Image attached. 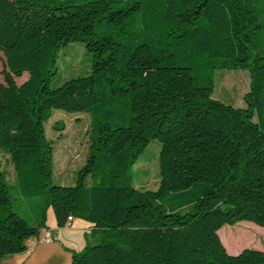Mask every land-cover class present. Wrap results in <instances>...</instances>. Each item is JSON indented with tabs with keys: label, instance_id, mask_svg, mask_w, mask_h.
<instances>
[{
	"label": "trees",
	"instance_id": "obj_1",
	"mask_svg": "<svg viewBox=\"0 0 264 264\" xmlns=\"http://www.w3.org/2000/svg\"><path fill=\"white\" fill-rule=\"evenodd\" d=\"M264 0H0V148L9 154L22 193L44 196L55 225L73 219L100 231L97 243L71 253V264H264V252L229 255L218 231L247 221L264 228V55L254 53ZM143 10L141 33L131 31ZM81 42L91 73L57 88V52ZM205 57L213 69L245 70L244 108L212 98L213 81L198 85L190 65ZM28 78L16 85L15 78ZM127 126L100 121L123 115ZM54 110L93 114L86 163L74 186L52 184L53 147L45 123ZM62 130V126H57ZM158 140L159 182L138 189L117 174L130 171ZM113 168L85 187L98 153ZM0 171V259L27 251L45 229L11 210ZM189 208L188 211H183ZM105 238V239H104Z\"/></svg>",
	"mask_w": 264,
	"mask_h": 264
},
{
	"label": "rangeland",
	"instance_id": "obj_2",
	"mask_svg": "<svg viewBox=\"0 0 264 264\" xmlns=\"http://www.w3.org/2000/svg\"><path fill=\"white\" fill-rule=\"evenodd\" d=\"M59 1L81 5L91 0ZM154 1L142 0L143 9L146 3ZM256 7L259 12L258 23L263 26V29L254 36V53L264 55V2L257 3ZM142 15L143 10L141 9L137 12L138 20L129 25H133L130 30L137 34L144 31L142 29ZM176 54L178 63L182 65L187 63L192 67L198 85H203L204 81L208 79L213 81V99L236 108L246 106L243 96L248 92L250 85V77L247 71L213 69V65H216V61L213 59L210 60L205 57L184 58V54L181 52H176ZM3 63L4 59L0 52V83H3ZM56 66L57 75L50 83V87L53 89L68 80L89 75L91 73V56L87 53L83 43L73 42L57 52ZM27 78L28 74L24 73L14 80L16 85H20ZM125 103L126 109H121L123 115L107 116L106 110L101 109L97 112L98 119L111 125L127 126L128 118L125 112H129L128 100ZM92 118L91 112L67 113L54 110L52 117L45 123V137L53 147V185H75L77 172L85 165L88 156ZM60 125L62 130H57L56 127ZM160 148L161 145L158 140H151L133 168L127 173L117 174L115 179L118 183L128 181L135 188L155 190L159 182L158 157ZM102 157L103 152L101 151L98 153L92 175H89L85 180V187L95 185L101 178L105 180L113 178V168L110 165H104L101 160ZM0 171L5 175L4 179L9 188L8 196L11 201V210L30 226H37L42 214L45 216V229H42L37 237L26 242L27 251L0 259V264H71L72 252L79 253L86 247L87 243L93 245L100 241L101 237H104L100 231L91 232L88 230L84 234L77 223L80 221L63 229L57 228L53 212L44 196L28 197L23 195L9 154L3 148H0ZM188 210L189 208H186L183 211ZM7 214L8 210L0 207V218ZM218 234L229 255H236L240 249L245 248L264 250V228L254 223L243 221L233 226L224 225ZM44 236L51 239V242L46 243L43 240ZM31 242L34 243L33 248Z\"/></svg>",
	"mask_w": 264,
	"mask_h": 264
},
{
	"label": "crops",
	"instance_id": "obj_3",
	"mask_svg": "<svg viewBox=\"0 0 264 264\" xmlns=\"http://www.w3.org/2000/svg\"><path fill=\"white\" fill-rule=\"evenodd\" d=\"M77 221H80V222H77ZM82 220H78V219H73L72 221H71V223H70V225H72V223H74V222H77L78 223V225H79V227L81 228V231L85 234L88 230L90 231L91 230V227H92V225H90V224H88V223H83V222H81ZM80 223V224H79ZM219 235V234H218ZM32 243V242H31ZM243 250V249H242ZM241 249L239 250V252H241L242 251ZM263 252H264V250H262ZM229 253H231V252H229ZM236 253V252H235ZM234 253V254H235Z\"/></svg>",
	"mask_w": 264,
	"mask_h": 264
},
{
	"label": "built area",
	"instance_id": "obj_4",
	"mask_svg": "<svg viewBox=\"0 0 264 264\" xmlns=\"http://www.w3.org/2000/svg\"><path fill=\"white\" fill-rule=\"evenodd\" d=\"M45 236H46V234H45ZM45 236H44V239H43V240H44L46 243H50V242H51V239H48V238L45 237ZM31 245H32V248H33V247H34V243L32 242Z\"/></svg>",
	"mask_w": 264,
	"mask_h": 264
}]
</instances>
